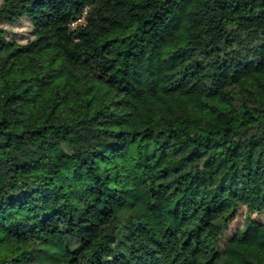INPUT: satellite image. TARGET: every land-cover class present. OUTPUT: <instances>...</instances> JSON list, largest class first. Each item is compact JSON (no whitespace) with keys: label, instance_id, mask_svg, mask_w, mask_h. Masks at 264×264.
<instances>
[{"label":"trees","instance_id":"trees-1","mask_svg":"<svg viewBox=\"0 0 264 264\" xmlns=\"http://www.w3.org/2000/svg\"><path fill=\"white\" fill-rule=\"evenodd\" d=\"M240 208L264 212V0L1 1L0 264H264L251 218L219 248Z\"/></svg>","mask_w":264,"mask_h":264},{"label":"rangeland","instance_id":"rangeland-1","mask_svg":"<svg viewBox=\"0 0 264 264\" xmlns=\"http://www.w3.org/2000/svg\"><path fill=\"white\" fill-rule=\"evenodd\" d=\"M2 0H0L1 3ZM83 24V18L79 19L76 23H73L72 26L76 24ZM8 30V36L19 42H24L29 38L30 26L27 21H22L20 24L15 26H6ZM43 212V206H31L30 204H25L23 209H16L11 214L2 217V222L5 226L7 235L9 238H16L25 225V221L28 217H36L41 215ZM251 218L255 221L264 223V212L259 214H249L245 211L244 208H240L238 211L237 217L232 221L228 227V230L224 233L223 239L220 242V247L222 248L225 242L237 231L241 230L244 227L245 219Z\"/></svg>","mask_w":264,"mask_h":264},{"label":"built area","instance_id":"built-area-1","mask_svg":"<svg viewBox=\"0 0 264 264\" xmlns=\"http://www.w3.org/2000/svg\"><path fill=\"white\" fill-rule=\"evenodd\" d=\"M73 25V24H72Z\"/></svg>","mask_w":264,"mask_h":264}]
</instances>
